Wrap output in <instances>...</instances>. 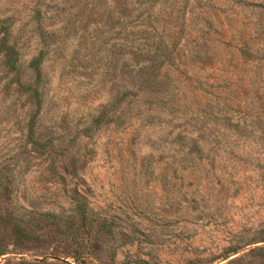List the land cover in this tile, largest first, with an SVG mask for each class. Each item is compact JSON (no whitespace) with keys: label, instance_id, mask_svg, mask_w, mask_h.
I'll list each match as a JSON object with an SVG mask.
<instances>
[{"label":"rangeland","instance_id":"374dc122","mask_svg":"<svg viewBox=\"0 0 264 264\" xmlns=\"http://www.w3.org/2000/svg\"><path fill=\"white\" fill-rule=\"evenodd\" d=\"M3 29L0 264H258L264 0H0Z\"/></svg>","mask_w":264,"mask_h":264},{"label":"trees","instance_id":"16d2710c","mask_svg":"<svg viewBox=\"0 0 264 264\" xmlns=\"http://www.w3.org/2000/svg\"><path fill=\"white\" fill-rule=\"evenodd\" d=\"M8 36H9V32L7 31V29H3L2 36L0 37V53L2 58V66L6 68L7 71H10L11 75L17 79L18 77V68L16 65L18 61L17 52L15 50V45L12 42H9ZM41 59H42V54L39 53L37 58L29 63V69L36 76L37 82L39 78V64L41 62ZM25 91L29 92L28 97L32 100L33 103L32 105L34 107V110L36 111V113H38L40 109L41 100L36 88L34 86H27L25 88ZM99 118L101 117H98L95 120V122H97ZM28 131H29L28 135L32 136V125L28 127ZM34 145H35L34 142L31 143V146ZM79 218H80L79 220H81L82 223V228L85 226V224L86 225L90 224V222H84L85 218L83 215H80ZM22 231L23 228L18 225L15 232L17 234H21ZM254 243H264V228L259 231V236ZM235 251H236L235 249H231L229 252L235 254L236 253ZM229 252L223 254L222 258L227 259L229 257L228 255ZM251 252L258 258V264H264V245L253 247Z\"/></svg>","mask_w":264,"mask_h":264}]
</instances>
